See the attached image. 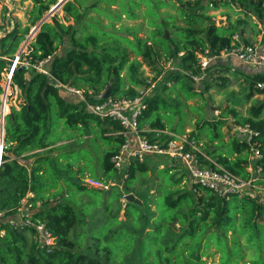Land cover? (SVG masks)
Listing matches in <instances>:
<instances>
[{"label": "trees", "instance_id": "obj_1", "mask_svg": "<svg viewBox=\"0 0 264 264\" xmlns=\"http://www.w3.org/2000/svg\"><path fill=\"white\" fill-rule=\"evenodd\" d=\"M97 1L91 6L100 15L110 16L109 6L100 8L102 0ZM103 1L117 3L127 18L141 16L143 20L135 26L120 24L116 28L114 20L121 19L116 13L108 22L109 30L100 28L95 18L83 20L77 27L75 24L83 18L80 4L84 1L67 0L58 7L64 21L72 18L74 22H61L52 12L51 22L39 26L27 47L31 61L51 56L50 75L29 67L13 72L12 82L21 100L17 106H10L3 120L0 116L4 132L0 154V264H150L143 263L146 240L154 241L162 222L179 225V231L171 235L172 246H184L188 264H205L202 256L213 255L208 251L211 246L219 252V264H264L263 194L236 191L218 195L191 180L181 164L170 161L154 167V176L146 181L143 176L151 169L147 157L142 161L132 158L121 173L113 157L126 142L125 128L112 116L101 117L88 107L108 98L133 99L145 94L150 82L143 72L137 73L145 66L154 74L152 80L161 78V91L142 96L138 131L151 141H163L184 134L183 105L195 98L202 101L206 90L232 81L239 88L237 92H244L248 106L243 109V104L232 101L217 108L225 118L206 119L200 112L198 127L187 139L198 145L204 134L214 149L202 147L208 156H199L203 163L250 185H264V98H254L264 95V68L244 72L232 68L227 59L203 68L196 55L206 48L217 54L240 43L251 44L247 29L260 26L257 31L264 37V0ZM56 2L32 0L27 25L20 28L16 23L0 36V78L30 27ZM221 5L227 8L222 11L227 23L217 24L208 11ZM162 7L173 12L161 11ZM142 30L144 35H140ZM195 75H203L201 79L207 76L203 88H195ZM52 80L83 89V98L68 95L65 89L52 85ZM2 92L0 83V95ZM175 115L180 121L171 126ZM55 121L87 140L98 141L99 169L74 159L71 145L76 141H66L73 136L48 140ZM232 124L247 126L251 132L245 135L233 130ZM167 128L172 135L164 132ZM256 152L259 156L255 158ZM251 163L253 170L248 169ZM136 181L139 189L133 186ZM128 193L141 203L126 199ZM26 206L30 211L24 213L21 208ZM99 207L102 216L97 212ZM20 213L29 222L11 224L9 220L17 219ZM38 222L52 235L53 244L48 248L38 242ZM138 254L143 258L139 263L135 261Z\"/></svg>", "mask_w": 264, "mask_h": 264}, {"label": "rangeland", "instance_id": "obj_2", "mask_svg": "<svg viewBox=\"0 0 264 264\" xmlns=\"http://www.w3.org/2000/svg\"><path fill=\"white\" fill-rule=\"evenodd\" d=\"M67 0H57V2L53 5L50 6V9L45 13L44 15V22L45 21H49L51 22V17L53 13H49V11L54 8L53 12L57 15V17L60 19L61 22H65V23H73L74 20L71 18L69 21H64V13L62 11L61 8H57V6H59L60 4L64 3ZM84 2L82 4H80V7H82V11H84L83 13V18L79 23H76L75 26L79 27L82 26L83 24V20H93L94 18L97 20V25L100 28H104V29H111V26L108 24V22L110 21L111 16H115L116 13H120L121 14V19L118 20H114V26L116 28H118L120 26V24H125V25H129V26H135L137 24H139L143 18L141 16L137 17L136 19H130L127 18L125 14H123L121 11L118 10V4H107L105 1H100L101 3H99V7L100 8H105L104 6H109V14L110 16H106L104 14L100 15L96 9H94V3L98 2L97 0H83ZM116 2V1H115ZM93 5V6H91ZM32 6V0H18L15 4L14 7L12 9L11 12V17H10V21L13 25H15L16 23H20V28H22L23 26L27 25L28 23V16H27V11L29 10V8H31ZM145 6L142 5L141 9H144ZM117 10V12L115 11ZM161 11L167 10L169 12H173L172 9L168 8V7H162L160 9ZM227 10L226 7H223L222 5L219 6L217 9H210L208 11L209 14L213 15V18L215 19L216 23L219 24L220 19H223L222 24L223 23H227L226 22V16L223 15L222 11ZM93 18V19H92ZM39 23L40 20H38L36 22L35 25H32L29 29V32L33 33L39 29ZM181 23V22H178ZM221 24V23H220ZM38 25L33 31L34 26ZM260 27V26H259ZM258 27V28H259ZM257 28V29H258ZM168 30V34H169V30H171V28H166ZM257 29L255 30H250L247 29L245 32H249L250 33V38L253 40L254 38H256V40L258 41V39L262 36V34L258 33L259 31H257ZM33 31V32H32ZM122 33H126L128 35L127 32H122ZM3 34H5V31L0 30V36H2ZM29 34V33H28ZM145 31L142 30V32L140 33V35H144ZM34 35H32L33 37ZM31 37V38H32ZM24 41H22L18 48L16 49L14 55L16 57V55H18V53L20 52H28L27 46L23 45ZM253 43V42H252ZM226 60V59H224ZM237 60V59H235ZM13 61V59H12ZM237 65L240 67L238 69L240 70H244V72H249V73H253L256 69L249 66V65H245L243 64L241 61L237 60ZM169 65V64H168ZM237 70V69H236ZM143 72V73H142ZM138 75L142 73V76H144L147 80V82H150V86L147 88L148 90V94H152L155 91H161V86H160V80L161 78H157L156 80H152V77L154 76V74L152 72H150V70L145 67L142 66L140 67V69L137 71ZM122 74L125 76L126 75V70L122 71ZM205 76L204 78H200V79H195L197 81L194 80L193 84L195 86V88L197 89H201L204 87V81L206 80ZM0 83L1 85H3L4 83V73H1V78H0ZM125 86H127V84H125ZM238 86L237 84L233 83L232 81H230L228 84H226L225 86L221 87V88H216V87H212L209 90L205 91L206 94V98L204 100H200V98H195V99H191L189 100L186 105H183L182 107V113H183V117H182V126L184 128V134L182 135H178L179 137H181L182 139H185L186 141L188 140L187 137L189 135V132L191 130H196L198 125H197V121L199 120V118L201 117L200 112L203 113L204 117L206 119H213V118H225L224 114L220 113L219 109L217 108H221L223 106H225L226 104H231V102L233 101L235 104H243V106H241L243 109L246 108L248 106L247 103H245V94L244 92L238 91ZM81 92L83 91L82 89H78ZM68 95L70 96H75L74 93H69L67 92ZM234 94V95H233ZM69 96V97H70ZM67 97V98H69ZM254 98L256 99H261L264 98L263 94L260 95H254ZM20 95L18 96V98H16V106L17 104L20 102ZM253 99L251 98L250 101H252ZM10 104V102H9ZM13 104V103H12ZM10 111V108H9ZM7 111V112H9ZM54 113V110H53ZM179 115H175L173 117V121L171 123V126H176L179 122ZM57 124V125H56ZM55 125L54 126L52 132L50 133L48 140L49 141H53L56 139H69L66 141H76L74 142L71 147H74L73 151H72V155L74 157V159H78L83 162V164H88L89 167L91 168H98L99 169V155H100V147H99V143L98 141H96V139L90 138V139H85L82 136H79L78 133L76 131L73 130H68L65 129L63 127V125L59 122V121H55ZM233 125V124H232ZM225 131V128H222V131ZM233 130H236V126L235 124L233 125ZM164 132H167L169 135L172 134L171 131H169V129H165ZM3 133V135H2ZM3 136H4V132H0V151L2 148V144H3ZM133 138H135V136H131V140H133ZM63 142V141H61ZM61 142L56 143L55 145L52 146H56L58 144H60ZM102 144V143H101ZM193 147L195 149H199V150H203L202 147H207L209 150H213L214 146H210V142L207 140L206 136L204 134H202L201 136V140L198 143V145L193 144ZM80 148V149H77ZM35 152V151H32ZM52 155V154H51ZM259 156L257 154H255V158ZM147 163L150 165L151 169L150 172L146 175L143 176V178L146 181H150L152 179V177L154 176V172L153 169L154 167H162L164 164L169 163L170 159L166 156H160V155H149L146 158ZM250 170H253V164H250ZM97 169V170H98ZM124 169L122 168L120 171L121 173H124ZM257 171H260V168H257ZM140 176V175H139ZM89 176H85V178L87 180H90L88 178ZM84 178V179H85ZM133 186H135V188L139 189V184L136 181L135 183H133ZM243 191H247L251 194H263L264 195V185L263 184H256V185H246L243 189ZM30 195V194H28ZM51 198V197H50ZM145 200H146V204L148 203L147 198L144 196ZM263 200V196L261 197ZM100 208V207H99ZM98 208L97 212L101 213L102 216V209ZM22 212H29V207H24L21 208ZM21 212V211H20ZM123 214V211H122ZM22 217V214L20 213L19 215H17V219L16 220H20ZM98 219H101V217H98ZM10 222V220H9ZM11 223V222H10ZM103 226V223L101 222L100 225H98V230L101 229L100 227ZM178 224L175 225H169L166 222H162V229L159 235L156 236V238L154 239V241H150V240H146V251L144 252V260L143 263H150V264H188L186 263V258H187V252L184 250V246L181 245V247H179V249H174L172 244H173V239L171 237V235H175L179 230H178ZM124 231V230H122ZM151 235H153V232L151 233ZM31 237V236H30ZM121 235L119 236L120 239ZM208 251L210 252H214L212 256H206L203 255L202 259L206 260L205 264H219V252L215 250L214 246H211ZM248 257H245L244 259L247 260ZM142 257L139 256V254L137 255V259L135 260L136 262H140V260L142 261ZM249 264V263H246Z\"/></svg>", "mask_w": 264, "mask_h": 264}, {"label": "built area", "instance_id": "obj_3", "mask_svg": "<svg viewBox=\"0 0 264 264\" xmlns=\"http://www.w3.org/2000/svg\"><path fill=\"white\" fill-rule=\"evenodd\" d=\"M17 1L18 0H0V30L9 31L14 27L10 21V17L14 4ZM37 26L38 25L34 26L33 31H35L34 29ZM36 31L33 33L28 32L29 34L27 33L26 38L23 40V45L28 47V43L31 40L32 35H35ZM27 54L28 52L23 53L20 50L18 55L13 58L11 64L3 71V92L0 95V116L2 117V120L3 116L9 111L10 106H16V98L20 95L17 85L12 82L13 72L17 68L29 67L36 72L50 75L48 66L51 61V56L31 61L30 58L27 57ZM196 55L203 68L208 67L217 60H224L231 57L238 59L243 64L264 68V37L258 43H240L230 48H224L217 54H211L206 48L202 51H197ZM202 76L203 75H195L193 79H200ZM56 86L65 89L66 92L74 93V95L83 98V91L81 92L78 90L79 88L61 83H56ZM147 92L148 90L145 94H141L133 99L123 98L120 100H114L108 98L102 102L88 104L89 109L96 115L101 117L110 115L117 119L125 128L124 135L126 137V142L122 145L119 153L113 157L114 164L118 169L121 170L122 168H125L132 158H137L142 161L149 155H160L168 157L172 163L181 164L191 180L197 181L202 185L213 189L218 195L228 196L231 192L243 191L244 187L249 185L248 182L241 181L238 177L227 171L217 170L203 163L199 156H202L203 158H208V156L203 150L195 149L192 141H186L178 135H173L172 138L163 141H151L141 135L138 131L137 115L140 112V109L144 107L142 96L146 95ZM140 93H143V88H141ZM100 97L101 94L95 96V98ZM235 126L237 131L242 132L245 135L250 134L251 132L247 126ZM1 131L3 132V129H1L0 126V132ZM131 136H135V138L131 140ZM255 154H257V152ZM248 169H250L249 166ZM87 181L100 185V183L92 180ZM10 222L13 225H17L28 223L29 220L22 219L21 217L20 220L14 218L10 219ZM35 227L39 232V244L46 248L51 246L53 244V238L51 233L44 227V224L38 222L35 224Z\"/></svg>", "mask_w": 264, "mask_h": 264}, {"label": "water", "instance_id": "obj_4", "mask_svg": "<svg viewBox=\"0 0 264 264\" xmlns=\"http://www.w3.org/2000/svg\"><path fill=\"white\" fill-rule=\"evenodd\" d=\"M60 5H61V4H60ZM57 7H58V6H57ZM54 8H56V7H54ZM54 8H52V9L49 11V13H52L53 10H54ZM45 18H46V17H45ZM45 18H43L42 20H40L39 26L44 22ZM222 21H223V19H220L219 24L222 23ZM164 34H165V37H168L167 30H165V33H164ZM20 68H21V67H19V68H17V69H20ZM51 76H53V75L51 74ZM51 84H52V85H56V81H55V80H52V81H51ZM108 91H109V89L106 90V92H105V94H104L105 97L107 96ZM1 129H3V122H2V124H1ZM126 199L131 200V201L136 202V203H139V204L141 203V201H140L138 198H136L135 195H134L133 193H128V194L126 195Z\"/></svg>", "mask_w": 264, "mask_h": 264}, {"label": "crops", "instance_id": "obj_5", "mask_svg": "<svg viewBox=\"0 0 264 264\" xmlns=\"http://www.w3.org/2000/svg\"><path fill=\"white\" fill-rule=\"evenodd\" d=\"M246 34H248V36H250V33L249 32H246ZM260 34H262L263 35V33L261 32ZM263 39V36H261L259 39H258V41L256 40V38H254L253 40H252V42L253 43H258L259 41H261ZM236 58H233V57H231V58H227V63L232 67V68H235V69H238V68H240L237 64V60H235ZM246 65V64H245ZM250 66V65H249ZM251 67H253V66H251ZM253 68H255V69H258V68H260V67H253ZM259 70V69H258Z\"/></svg>", "mask_w": 264, "mask_h": 264}]
</instances>
